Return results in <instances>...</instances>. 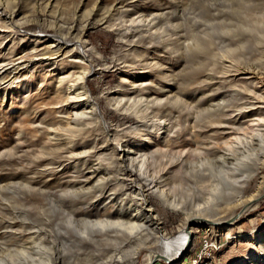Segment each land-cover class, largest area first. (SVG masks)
I'll return each instance as SVG.
<instances>
[{"label":"rangeland","instance_id":"1","mask_svg":"<svg viewBox=\"0 0 264 264\" xmlns=\"http://www.w3.org/2000/svg\"><path fill=\"white\" fill-rule=\"evenodd\" d=\"M118 1L0 0L8 12L14 7L22 10L16 18L24 22L18 32L20 38H24L17 44V52L43 60L28 70H22L20 78L11 87L8 83L12 80L0 76V186L5 184L2 181L5 176L13 179L25 175L32 182H47L45 190L36 184L31 188H0L1 206L7 204L18 206L21 210L23 208V216L29 219L28 222L33 220L42 232L34 256H27V261L19 260L23 257H12L6 250L0 264H131L129 240L132 238L133 241L136 234H130L134 236L129 238L123 228L102 227L91 222L102 216L104 208L112 204L110 200L120 201L122 191L112 188L115 187L112 182L98 188L63 192L61 184L69 178L80 180L77 181L80 188L91 185L87 186L82 181L84 177H78L77 169L69 164L72 159L66 162V172H60L52 166L45 167L47 162L43 163L50 155L41 153V146L56 143L49 141L48 134L54 132L55 127L59 133L63 132L54 122L67 118L56 111L65 105V102L57 103L58 97H61L57 76L74 79L80 73L81 66L96 72L90 78L88 88L90 95L98 99L102 113L101 117L94 119L85 116L83 126L92 130L101 141L106 138L108 130L126 134L132 127L149 119L154 120L157 126L152 141L163 149L174 146L171 145L173 141L196 140V143L188 144L190 151L181 156L179 166L172 171L152 173L145 180L139 177L137 184L127 181L125 187V192L132 196L135 186H143L156 208L161 230L168 236L177 237L172 245L175 249L183 240L178 230L184 225L185 213L189 211L206 216L204 225L195 226L192 244L186 249L185 257L179 262L175 260L173 264H256V260L251 258L253 254L264 258V191L258 198L257 206L250 211L242 214L241 208L235 210L236 213L241 212L242 216L236 218L229 227H224L220 221L230 213L228 209L239 199L242 189L245 195H251L257 190L260 181H264V168L254 175L256 162L259 164L264 161V99L247 91V85L260 88L253 81L255 76L238 71L247 67L264 70V0L134 1L131 10L138 5L156 6L160 11L161 16L152 20L150 29L148 25L132 24L128 20L133 17L131 15L122 19L115 11L119 7ZM103 2L106 9L117 4L112 7L111 21H99L106 12L102 7L99 12L96 11L99 13L97 19L88 25L92 7L103 5ZM117 27L125 30L119 33ZM9 31L0 26V43L4 41L2 47L10 45L11 37L5 35ZM122 32H127L128 36ZM27 34L42 36L37 40L30 38L36 43L35 48H32L31 41L30 44L27 42ZM80 35L84 36L82 45ZM57 38L78 42V52L83 51L85 60H80V56L70 57L69 51L50 57L42 54L45 45L52 44L51 40ZM163 38L172 40L167 48L163 46ZM72 47L73 44L64 51ZM9 57L16 58L12 55ZM61 69L64 70L63 74L57 75ZM120 77L126 80L123 81V88L119 86ZM134 78L141 81L133 84ZM142 82L140 91L126 95L131 100L124 101L127 102L125 104L123 102L128 106V103L133 105L140 99L138 110L135 107L137 105L126 110L116 108L111 98L124 97L117 92L128 93V88L137 89ZM189 95L195 98L190 102L191 106L177 99L181 96L188 100ZM84 99L85 96L73 101ZM250 102L255 104L250 106ZM238 105L244 107L243 111H255V115L234 123L235 120L231 119L235 117L233 110ZM162 112L171 114L168 116L167 132L159 126ZM221 114L228 122L210 125ZM87 135L76 139L79 142H93L94 135ZM141 138L146 142L151 141L143 135ZM18 139L20 142L15 143L18 147L14 152L11 145L8 146L11 153L1 148ZM203 146L209 152L199 149ZM157 153L153 160L155 166L157 159H160ZM68 157L69 154H66ZM96 168L101 169L99 166ZM48 169H55L51 171L54 175L45 176ZM157 187L165 188L179 201L180 207H168ZM96 195L105 200L101 203L100 199L95 198ZM123 197L127 195L123 194ZM33 201L36 203H31ZM85 206L90 207L89 212L81 211ZM146 214L143 211L142 218L146 224L152 225ZM118 229H123L124 234L116 232ZM162 247L166 248L164 245ZM37 253L45 257L42 262L38 260ZM112 253L122 254L124 259L115 256L108 258ZM45 254L51 256L46 258L48 256ZM151 264H170V261L157 257Z\"/></svg>","mask_w":264,"mask_h":264},{"label":"bare ground","instance_id":"2","mask_svg":"<svg viewBox=\"0 0 264 264\" xmlns=\"http://www.w3.org/2000/svg\"><path fill=\"white\" fill-rule=\"evenodd\" d=\"M134 1L136 0H120L118 1L119 7L117 6V10L115 9L114 10L117 12V14L120 15L122 19H124V17L131 15L133 17L128 18V20H130L132 24L139 23V24L148 25L150 29L153 24L152 20H156L157 18L161 16V13L159 14L160 11L156 8V6L142 7L138 5H135V8L131 10L130 6H132ZM116 5L117 4H113L112 7ZM3 6L4 5L0 3V26L7 30L8 29L10 30L9 33H6L5 35L6 37H11L10 39L11 42L9 46L5 45L3 47L1 45H3L4 41L1 42L2 44L0 43V76H3L4 78H10V80H12V82L9 81L10 83H8V85L10 86L12 85L13 82H15V80H18V78H20L19 75L21 74L22 70H28L31 66H36L38 63L43 62V60L36 59L35 56H31L29 54L21 55L19 52H17L18 50L17 44L20 43V41L24 38L23 36L20 38V35H18V32L21 31L20 29L24 25V22H19L16 18L18 15L21 14L22 10H20V8L14 7V9L8 12L5 10L6 7L4 6L5 7L4 8ZM80 6L82 7V3L80 4ZM102 7H104V2H103V5L101 4L99 6L97 4L95 5V7H92L91 13L88 18V25L91 23L93 19H97L99 15L98 12L102 9ZM112 7H109L107 9L104 7V9H106V12H105L104 17L101 20H99L100 22L105 23V22H109V20L111 21L113 17ZM116 30L117 32L121 33V31L125 29L122 27H117ZM127 30L130 31V29H127ZM122 34L124 36H128L127 32H122ZM25 37L27 38V42L30 44L32 42L30 38L37 40V39H40L42 36H39L38 34H27ZM51 41H53V43L52 44L50 43L51 45L50 44L47 46L45 45L46 48L44 49L45 51L42 54H47L49 55L48 57H50L52 55H56V54L58 55L60 53L66 54L69 51L71 53L70 57L79 58L80 56V60H83V61L85 60L83 51L78 52V47H79L78 42L69 40V39H63V38H57ZM162 41L164 43L163 46L167 48L168 45L170 44L169 41H172V40L170 38H163ZM33 43L34 42H32V48H35L36 43L34 44ZM83 43H84V36L80 35V44L82 45ZM72 44L74 45V47L64 51L65 48H67L69 45H72ZM172 44L173 43H171V45ZM19 54L21 56L17 57V55ZM9 55H12L13 58L15 57L16 58L11 59ZM24 57L26 59L24 61H21L24 59ZM54 62L56 63V61ZM79 68H80V73H78V75L74 79H71V78L66 79L65 77L57 76L58 77V88L61 92V97H58L57 103L59 104V103L65 102V105L64 104L61 105V108L57 109L56 111L57 113H61L65 115L67 118L66 119L62 118L61 121L54 122V124H57V126L63 132L59 133L57 131V128L55 127L53 130L54 132H50L48 134L50 135L49 141L56 142V143L55 144L51 143L49 144L50 146H47L46 144H43L41 146V150H40L41 153L50 155V157H48L47 159L45 157L46 161L43 163L45 164L47 162L45 167L52 166L58 169L60 172L61 171L66 172L67 170L66 162L68 163V160L72 159L73 161H71L69 164H71L72 168L77 169L78 177H84V180L82 181H84L85 184H87V186L88 184L91 185L87 188H84V187L80 188V186H78L79 182H77L80 180L69 178L64 184H61V186H63L64 188L63 192H77V191L86 190L89 188L91 189L98 188V187L103 186L105 183L114 182L115 187H112V188H114L115 190L122 191V193L120 192L121 193L119 197L120 201H118V199H116L115 201L114 199L110 200L112 204L109 205V207L107 206L104 208V213L102 214V216L95 221L91 220V222L93 224H99L102 227L117 226V227H120V229L123 228L127 232L126 234L129 236V238L130 236H134L130 234H134V233L136 234L135 238H133V241H132V238H130L131 240H129L131 241V244L129 246L131 250L129 254V259H130L131 264H151L152 260H154L157 257H164L165 259L170 261V264H173L176 258L181 253H183L184 250L188 249L191 246L192 236L194 234L195 226L197 225L201 227L202 225H204V222L206 221V216L198 215V214L195 215L189 211L185 213V217L183 219L184 225L183 227H180L178 230V232L180 233L179 237L183 238V240L180 246L175 249L174 247H172V245L175 244V240L177 237L174 238L173 236H168L166 232H163L161 230L162 228L160 227L161 224L158 219V214L157 213L155 214L156 208L151 204V201L147 197V194L145 193L143 186L141 185L139 187L135 186L133 190L134 195L132 196H131V193L129 195L127 192H125V187H127V181H130L131 184H137L139 183V180H138L139 177H142L145 180V178H148L149 176H151L152 173L157 174V173H164L166 171L168 172L172 171L173 169L179 166V159H181V156L186 151H190L188 148V144L196 143V140H193V142L173 141L174 143L171 145H174V146H172L171 148L168 147L166 149L165 148L163 149L160 145L152 141V137L154 136L157 130V126L154 120L149 119L147 121L146 120L142 121V123L140 125H137L136 127H132V129L127 131L126 134H119L118 131L108 130L105 135L106 138L101 141L98 138V135H94L92 130L90 131L88 127L83 126L84 125L83 122L84 120H86L85 116H90L89 118L91 119H94V117L99 118L102 116L100 103L97 98H94L90 95V90L88 88V82L90 78L96 74V72L94 69H90V68L86 69L82 66ZM238 71H243V72L245 71L244 72L245 74L255 76L256 79L253 81H255L254 83L258 84L260 88L257 89V87H254V85H247L249 88L247 89V91L249 90L250 93H252L254 96L257 95V98L259 99H264V70L260 68L258 69V67H247V68H244L243 70L239 69ZM62 72H64V70L62 69L59 70L57 75L63 74ZM124 79H125L124 77L121 78V81L119 82V86H121V88H123V81H126ZM197 79L198 78H196V80ZM138 81H141V80L135 79V80H132V83L135 84ZM191 81L193 82V80ZM140 84H141L140 87L137 89L133 87L130 89L128 88V93H121L123 91L117 92L119 93V96H124V97H118V98H113V99L111 98L113 103L114 104L116 103V108L126 110L129 107L131 108V106L137 105L135 107H136V110H138L139 105L137 103L140 102L139 101L140 99L138 101L136 99H133V100H136L137 103L133 105L128 103V106L126 105L127 107L124 105L127 102H124V101L131 100V97H126V95H131L133 93L135 94L140 91V89L143 87L142 86L143 82ZM84 96H85L84 101L82 100H78L75 102L73 101V99L84 97ZM182 98L181 96L177 97L179 101L186 103V105L188 104L190 106L192 105V103L190 102L191 101L193 102V100L195 99L192 95L188 96L189 101L184 100ZM254 104L251 103L250 106ZM241 105H238L239 107H236L233 110L234 111L233 113H235V117L233 119L231 118L230 119L235 120L234 123H237L241 120L243 121L246 118L248 119L255 115V111H247V110L243 111L244 107L242 108ZM146 108L147 106L145 107V109ZM163 112L161 113V118H160L161 121H160L159 126L161 129H164L167 132L168 127H169L168 116L170 113L165 114ZM214 121H212L210 125H213V124L214 125H222V124L224 125L225 122H228V119L225 120V118L223 117V114H221ZM83 134L84 135L86 134V136H88L87 134L89 135L92 134V136L94 135L93 142H86V141H81V140L79 142L76 138L80 136L82 137ZM122 135H124V137L120 138V136ZM141 135H143L145 139H148L151 141L146 142V140L144 139L142 140ZM167 137L168 136H166L165 139ZM122 140H124V143H121ZM16 142H20V139L14 140L12 143H8L7 145H2L1 148L3 149V151L5 152L9 151V153H11L10 152L11 149H8L11 145L12 150L14 152V150H17V147H18L17 145H15ZM100 143H102L103 147L99 146ZM131 144H134L138 148L137 147L134 148V146H132ZM199 149L204 152L208 151V148L206 146H203ZM156 152H159L157 154L160 155V159L159 160L157 159L158 162L156 161L157 163L155 166L153 164V160H155ZM55 154H57V156H55ZM66 154H69L70 157L66 158ZM96 166L101 167V169H97ZM263 168H264V161H262L259 164H257L256 162V170L254 172V175L258 174L259 170ZM52 170L55 171V169H48V173L45 172L46 173L45 176L54 175L51 172ZM5 177L2 180V181H5V184H2L1 182L2 185L0 186V188H9L11 186H24L27 188L29 187L31 188V187H34V184H36V186L38 185L40 189L44 188L45 190L47 188V187L46 188L44 187V186H47V182L45 180L44 181L39 180V182H32V180L28 178V176H25V175H21L18 177L15 176L16 178H13V179L5 178ZM157 190L159 194L162 196L165 204L168 207L169 206H173L172 208L180 207L178 203L179 201H177L175 197L170 195L166 191L165 188L157 187ZM263 191H264V181L263 180L260 181V184L257 190L251 195H245L244 189H242L239 199L235 200L236 201L235 204H233L228 209L230 213L227 216L223 217L220 223H222L224 227H229V225H231L236 218H239L245 212H248L252 208L256 207L258 204V198L261 196ZM123 194H125V196L127 195V197H123ZM49 195H51V193H49ZM96 197L101 200V203L102 201L105 200V199L103 200L99 198V195L98 196L96 195L95 198ZM92 201H90V203H93ZM135 201L137 203H135ZM14 203L19 205V203L15 200H14ZM23 203H26V202H22V204ZM31 203L35 204L36 202L33 201ZM144 204L145 206H143ZM239 208L242 209V212H243L242 214L241 212L240 213L235 212V210ZM81 211L89 212L90 207L85 206L81 208ZM143 211L147 212L148 216L150 217L151 223H153L152 225L145 223V220L142 218ZM15 212L19 215L17 216ZM24 213H25L24 209L22 208L21 210L18 206H9L6 204L5 206L3 205L0 207V261L3 260L4 258L3 255L5 254L6 250L9 251L8 254L10 256L15 257L19 255V257H23V258H20L19 260L23 259L24 261H27L26 257L29 255H33L36 249V244H39V240L41 237V236L39 237V235L42 234V232L40 231L38 226L35 225L32 219H31L32 222L27 221L29 219L26 216H23ZM120 229L116 230V232H121V233L123 232L124 234V231H122L123 229L122 230ZM115 237L116 239H118L117 235ZM258 240L260 241L262 240V238ZM123 241L125 242V240ZM162 245L166 246V248H163ZM262 245L263 244H261L260 247H262ZM114 254L115 253H112L111 255H109L108 258L112 259V257L115 256L116 258L124 259V255L122 254L114 255ZM49 256L46 258H49ZM37 257L40 262H42V260L45 259V257H42V255L40 256V254L38 253H37ZM251 258L256 260L255 261L256 264H264V261H263L264 258L257 256L256 254H253ZM47 260H50V259H47Z\"/></svg>","mask_w":264,"mask_h":264},{"label":"water","instance_id":"3","mask_svg":"<svg viewBox=\"0 0 264 264\" xmlns=\"http://www.w3.org/2000/svg\"><path fill=\"white\" fill-rule=\"evenodd\" d=\"M187 250L184 251L183 253H181L178 258H176V262H179L180 260H182L184 257H185V254H186Z\"/></svg>","mask_w":264,"mask_h":264}]
</instances>
